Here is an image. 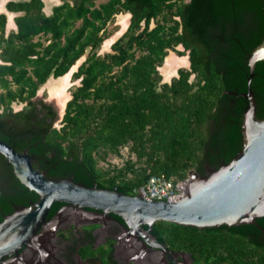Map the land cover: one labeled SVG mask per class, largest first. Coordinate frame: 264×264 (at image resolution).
I'll return each mask as SVG.
<instances>
[{"label": "trees", "instance_id": "obj_1", "mask_svg": "<svg viewBox=\"0 0 264 264\" xmlns=\"http://www.w3.org/2000/svg\"><path fill=\"white\" fill-rule=\"evenodd\" d=\"M61 1L50 16L43 0L10 2L9 11L24 15L9 36L7 17L0 15V140L28 150L50 178L128 196L138 195L152 177L181 182L191 171L208 177L233 161L243 146L249 59L264 43V0ZM125 13L131 15L127 31L100 55L108 25ZM178 47L190 66L164 82L159 70ZM86 55L73 74L80 85L58 129L56 111L35 99L51 78L68 76ZM252 90L264 120V61L256 65ZM124 147L135 161L100 168ZM38 199L0 155L4 214ZM63 206L55 203L49 220ZM257 223L264 229V218ZM151 234L191 253L196 264H264V231L254 225L199 230L158 222Z\"/></svg>", "mask_w": 264, "mask_h": 264}, {"label": "water", "instance_id": "obj_2", "mask_svg": "<svg viewBox=\"0 0 264 264\" xmlns=\"http://www.w3.org/2000/svg\"><path fill=\"white\" fill-rule=\"evenodd\" d=\"M262 61L264 43L254 50L249 59L251 73L246 95L249 105L242 126L241 151L231 163L212 171L208 177L191 171L185 196L178 198L177 202L149 201L141 194L128 196L117 190L92 188L76 183L73 178H50L46 171L36 167L37 161L28 150L19 152L0 140V155L12 165L17 179L39 196L37 202L15 208L0 224V264H25L30 256L32 260L35 256L44 259L50 255L45 242L40 241L43 233L41 225L66 212L75 215L78 211L91 216L94 215L89 212L91 210L121 217L129 234L138 235L136 240L144 258L156 260L157 264L174 263L175 254L144 226L151 230L158 222H169L203 230L255 225L264 231L257 223L258 219L264 218V120L257 117L258 107L252 90L256 65ZM55 203H63L64 206L49 220ZM76 221L65 218L59 222L53 230V238L56 239V234L64 225L75 224ZM152 254L155 259H152ZM130 259L134 264L140 262Z\"/></svg>", "mask_w": 264, "mask_h": 264}, {"label": "flooded vegetation", "instance_id": "obj_3", "mask_svg": "<svg viewBox=\"0 0 264 264\" xmlns=\"http://www.w3.org/2000/svg\"><path fill=\"white\" fill-rule=\"evenodd\" d=\"M7 194L12 196L15 192H7ZM10 203L11 206L16 207L12 200ZM89 212L96 216L91 218L92 222L78 224L77 220L75 224L64 225L58 231L56 239L45 247L50 255L44 259L35 256L32 260H30V256L26 264H104V262L107 264H134L130 258L140 260L139 264H157L156 260L149 261V258H144V252L136 240L138 235L129 234L126 223L119 220L117 215H103L91 210ZM0 213L4 218L6 217L3 210L0 209ZM255 227L260 230L257 226ZM151 230L147 229L150 234ZM51 235L49 228L43 233L45 238ZM169 249L175 254L172 264H196L191 253ZM106 252H109L110 255H106ZM151 257L152 259L156 258L154 254Z\"/></svg>", "mask_w": 264, "mask_h": 264}, {"label": "rangeland", "instance_id": "obj_4", "mask_svg": "<svg viewBox=\"0 0 264 264\" xmlns=\"http://www.w3.org/2000/svg\"><path fill=\"white\" fill-rule=\"evenodd\" d=\"M109 0H99L97 5L107 3ZM74 1H72L73 3ZM77 2L75 1L74 4ZM131 15L122 14V16H117L113 22L108 25V38L105 40V43L102 45L100 50L98 51L100 55H104L106 53H110L112 51V43L118 40L120 37L124 35L127 31L130 24ZM155 23H152L151 27L153 28ZM183 47H178L177 51H170L169 57L166 59V63L164 62L162 69L159 70L161 75L163 76L164 82L171 83L174 78L179 77L180 69H188L190 66L189 57L179 56L178 52H182ZM87 58V55L82 59V62ZM165 65V66H164ZM161 67V68H162ZM195 77L191 78L193 82ZM80 85V81H75L71 76H66L64 79L58 80L52 78L48 81L47 84L41 87V90L38 94V97L35 99L37 103H43L45 105L51 106L54 111L57 113V120L55 122V127L60 129L62 127V120L65 114V110L67 107V103L72 98V93L75 89ZM18 109V107H15ZM14 109V110H15ZM120 156L109 155L105 161H100V168L111 170L114 167H122L124 166L128 160L135 161L134 155L130 154L129 148L124 147L121 148ZM140 166V165H139ZM65 229V228H64ZM63 229V230H64ZM62 230V231H63ZM58 233L56 234V236Z\"/></svg>", "mask_w": 264, "mask_h": 264}, {"label": "built area", "instance_id": "obj_5", "mask_svg": "<svg viewBox=\"0 0 264 264\" xmlns=\"http://www.w3.org/2000/svg\"><path fill=\"white\" fill-rule=\"evenodd\" d=\"M188 179L175 182L165 176H155L139 190V194L149 201L171 202L185 196Z\"/></svg>", "mask_w": 264, "mask_h": 264}, {"label": "crops", "instance_id": "obj_6", "mask_svg": "<svg viewBox=\"0 0 264 264\" xmlns=\"http://www.w3.org/2000/svg\"><path fill=\"white\" fill-rule=\"evenodd\" d=\"M20 1L21 0H1L0 1V15H5L7 17V29H6V35L7 36H9L11 33H16L18 31V27H17V24H16V19L18 17L24 15V13H21V12L20 13H15V12L9 11L8 8H7V5L10 2H20ZM43 1L45 3L44 12H45V14L47 16H50V15L53 14V10H54L55 7L60 6V5L63 4V2L61 0H43ZM116 41H114L113 43H115ZM113 43L111 45H113ZM83 62H82V60L79 61V63L71 70V72L69 73V76L72 75V78H73V74L78 70L79 66L82 65ZM1 64H3V62H2V60L0 58V65ZM64 78H61V79H64ZM61 79H58V80H61ZM14 107H18V109H16V111H20L22 109L21 105H14Z\"/></svg>", "mask_w": 264, "mask_h": 264}, {"label": "bare ground", "instance_id": "obj_7", "mask_svg": "<svg viewBox=\"0 0 264 264\" xmlns=\"http://www.w3.org/2000/svg\"><path fill=\"white\" fill-rule=\"evenodd\" d=\"M184 197V196H183ZM171 202H177V200H174V201H171ZM64 217V218H63ZM93 217H96L95 215H88V216H85V215H83L82 213H79L78 211L75 213V215H69V212L67 213H65L63 216L62 215H60L57 219H55V220H53V221H51V222H49V223H47V222H43L42 223V225H41V230H43V233L49 228V230H51V233H52V235L50 236V237H47V238H45L44 236H43V233H42V236H41V240H42V243L43 242H45L44 243V245L45 246H47L48 244L50 245V243L52 242V240L54 241V239L55 238H53V230H54V228H55V226L59 223V222H61L62 220H64L65 218L66 219H69L70 221L71 220H73V219H75V220H78L77 222H81V223H78V224H82V223H84V224H86V223H88V222H92V220H91V218H93ZM99 218H101V217H99ZM104 218V217H103ZM85 219V220H84ZM44 220V219H43ZM84 220V221H83ZM41 222V221H40ZM138 231H136V233H137ZM40 240V241H41ZM32 250H35V248H33ZM26 264V263H25Z\"/></svg>", "mask_w": 264, "mask_h": 264}]
</instances>
